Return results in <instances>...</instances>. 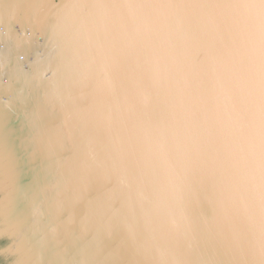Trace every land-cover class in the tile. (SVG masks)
I'll return each mask as SVG.
<instances>
[{"label":"water","instance_id":"water-1","mask_svg":"<svg viewBox=\"0 0 264 264\" xmlns=\"http://www.w3.org/2000/svg\"><path fill=\"white\" fill-rule=\"evenodd\" d=\"M0 264H264V0H0Z\"/></svg>","mask_w":264,"mask_h":264}]
</instances>
